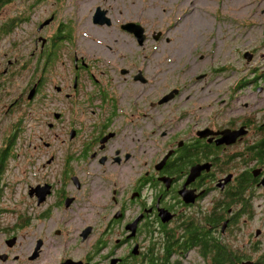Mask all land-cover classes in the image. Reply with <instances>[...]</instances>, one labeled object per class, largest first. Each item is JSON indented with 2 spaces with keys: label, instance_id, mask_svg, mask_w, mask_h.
<instances>
[{
  "label": "flooded vegetation",
  "instance_id": "obj_1",
  "mask_svg": "<svg viewBox=\"0 0 264 264\" xmlns=\"http://www.w3.org/2000/svg\"><path fill=\"white\" fill-rule=\"evenodd\" d=\"M12 19V10H0L5 23L0 25V200L12 190L16 168L32 164L38 153L44 156L42 179L19 184L27 186L29 203L46 206L38 214L42 220L53 211L81 212L85 205L77 194L87 193V178L113 172L97 190L102 202L90 207L95 220H104L100 227L88 225L72 237L63 229L51 238L36 236L28 263L50 264L59 247L56 264H264L263 42L243 50L251 60L249 73L227 78L221 99L207 110L203 104L180 108L179 124L158 136L161 149L132 166L134 152L127 151V143L139 148L141 157L147 153L143 139L133 136L138 115L124 114V129L113 123L119 110L110 104L116 100L91 81L89 66L78 57L70 60L66 83L59 30L39 35L54 21L36 28L28 46L7 41L5 35L17 32ZM141 82H146L142 75ZM161 98L152 104V122L159 105L166 104ZM123 134L127 141L121 143ZM121 168L125 184L115 176ZM14 227L0 226L10 233L0 254L6 262L20 245L18 234L9 231ZM13 238L11 247L7 241Z\"/></svg>",
  "mask_w": 264,
  "mask_h": 264
},
{
  "label": "rangeland",
  "instance_id": "obj_2",
  "mask_svg": "<svg viewBox=\"0 0 264 264\" xmlns=\"http://www.w3.org/2000/svg\"><path fill=\"white\" fill-rule=\"evenodd\" d=\"M97 7L107 11L110 25L94 23ZM12 8L15 16L23 11L31 12L30 22H14L12 31L15 29L17 32L5 35L7 41L32 45L38 34L36 28L54 16L53 24L39 35L49 36L59 30L66 83L71 78L70 60L78 57L89 66L91 81L102 84V90L106 88L109 92L106 94L116 100L110 104L119 110L113 123L119 122L124 129L123 115H138L133 129H139L133 136L143 139L147 153L143 158L139 148H132L127 143V151L134 152L130 160L132 166H135V159L148 161L145 158L156 155L161 149L162 142L158 136L165 129L179 124L177 112L180 108L203 104L207 110L221 99L230 78L251 71V63L244 58L243 50L247 45L263 42L259 54L264 53V0H25L14 3ZM127 23H136L145 29L143 44L140 45L133 34L122 30L121 26ZM140 74L145 83L141 79L134 80L133 77ZM200 74H208L207 80L197 81L196 76ZM175 89L179 90L176 102L159 105L152 122V104ZM161 101L162 98L159 103ZM217 104L222 105L221 102ZM126 141L123 134L120 142ZM31 159L32 164L16 168L14 177H10L12 190L5 191L0 200L1 227H10L30 218V223L18 232L20 245L11 251V261L6 262L2 258L0 264H30L27 262L32 254L30 242L36 236L43 234L46 239L48 236L51 238L63 229L72 237L88 225L98 229L104 221L95 220L96 213L90 207L102 202L97 190L104 189L113 172L87 178V193L77 194L80 206L85 205L81 212L77 208L67 214L53 211L51 218L42 220L38 214L43 209L45 211L46 206L40 208L34 201H31L34 205L29 203L27 186L19 184L24 179L28 180L25 183L35 184L43 177L39 171L44 161L43 154L38 153ZM122 169L115 176L120 184H125L127 177ZM51 199L54 205L56 196ZM82 214L84 219L78 216ZM19 215L20 219L23 216L21 220H18ZM69 216L74 217L66 219ZM9 236V232L0 231V254ZM54 250L56 254L50 256V264H56L62 256L59 247Z\"/></svg>",
  "mask_w": 264,
  "mask_h": 264
},
{
  "label": "water",
  "instance_id": "obj_3",
  "mask_svg": "<svg viewBox=\"0 0 264 264\" xmlns=\"http://www.w3.org/2000/svg\"><path fill=\"white\" fill-rule=\"evenodd\" d=\"M53 20H54V16H51L48 20H46L43 24H41L39 29H43L45 26L50 25ZM93 20H94V23L96 25L103 26V25H110L111 24L110 19L107 17V11L102 10L100 7H98L96 9ZM121 28H122V30H125V31L133 34L136 37V39L138 40L140 45L143 44L144 40L146 39L145 29L139 24L127 23V24L122 25ZM246 54L244 55L245 58L247 59L246 61H247V63H250L251 60H249V58ZM140 79H141V75L135 77V80H140ZM177 93H178L177 90H173L171 93H169L167 96H165L162 99L160 104L167 103V102L171 101L176 96ZM42 188H46V187H42ZM47 188H50V187H47ZM39 189H40V186H37L34 190L38 191ZM48 194H50V190L48 191V193L46 195H48ZM39 204H41V199L39 200ZM14 242H15V238L7 241V244L12 247L14 245ZM39 247L40 246L37 247V250L39 249ZM66 264H70V263H66Z\"/></svg>",
  "mask_w": 264,
  "mask_h": 264
},
{
  "label": "trees",
  "instance_id": "obj_4",
  "mask_svg": "<svg viewBox=\"0 0 264 264\" xmlns=\"http://www.w3.org/2000/svg\"><path fill=\"white\" fill-rule=\"evenodd\" d=\"M20 1H25V0H1L0 1V10L1 9H7V10H12V15H13V24L14 22H17L19 24L21 23H26V22H29L30 21V15H31V12H28V11H23L21 14H18V15H14V10L12 8V5L14 3H19ZM8 5V6H6ZM6 6V7H4ZM18 16H20L18 18ZM10 24H12V22H10ZM26 215V214H23V216ZM21 216V219L22 217ZM20 219V215L18 217V220H21ZM30 223V218H25V220H22L20 223L18 224H15V227L14 228H11L9 231H14L12 234H18V232L23 229L25 226H27L28 224ZM1 226V224H0Z\"/></svg>",
  "mask_w": 264,
  "mask_h": 264
},
{
  "label": "clouds",
  "instance_id": "obj_5",
  "mask_svg": "<svg viewBox=\"0 0 264 264\" xmlns=\"http://www.w3.org/2000/svg\"><path fill=\"white\" fill-rule=\"evenodd\" d=\"M53 21H54V20H53ZM53 21H52V22H53ZM52 22H51V23H52ZM121 27H122V26H121ZM124 31H125V30H124Z\"/></svg>",
  "mask_w": 264,
  "mask_h": 264
}]
</instances>
